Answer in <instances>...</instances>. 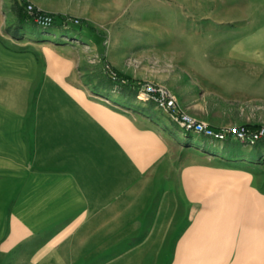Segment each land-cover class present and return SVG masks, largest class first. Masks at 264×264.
Instances as JSON below:
<instances>
[{"label":"crops","instance_id":"crops-1","mask_svg":"<svg viewBox=\"0 0 264 264\" xmlns=\"http://www.w3.org/2000/svg\"><path fill=\"white\" fill-rule=\"evenodd\" d=\"M171 18L231 76L264 68V15ZM2 22L0 3V264H264L263 143L115 109L69 77V45Z\"/></svg>","mask_w":264,"mask_h":264},{"label":"rangeland","instance_id":"rangeland-1","mask_svg":"<svg viewBox=\"0 0 264 264\" xmlns=\"http://www.w3.org/2000/svg\"><path fill=\"white\" fill-rule=\"evenodd\" d=\"M44 2L59 4L65 9L63 15L30 0H25L24 6L26 9L29 4L52 14L56 20L48 28L35 23L19 26L10 9L12 1L1 0L3 30L21 42H25L27 35L48 33L54 35L49 38L50 45H69L67 55L72 54L74 64L68 74L81 90L98 95V99L110 106L114 103L115 109H123L124 104L125 108L129 106L155 116L159 110L154 103L138 97L141 89L152 84L167 88L182 110L212 128L264 127V68L231 76L228 72L235 68L222 54L208 47L207 44L211 45L207 43L208 37L180 33L173 29L171 20L175 15H189L197 21L205 17L229 19L232 22L228 24L235 25L238 22L233 19L250 11L259 17L264 15V0ZM62 20L67 21L66 27L60 23ZM197 21L195 25L203 24ZM111 67L130 77L132 82ZM129 112L133 121L143 119L142 113Z\"/></svg>","mask_w":264,"mask_h":264},{"label":"built area","instance_id":"built-area-1","mask_svg":"<svg viewBox=\"0 0 264 264\" xmlns=\"http://www.w3.org/2000/svg\"><path fill=\"white\" fill-rule=\"evenodd\" d=\"M26 10L33 23L36 25L43 28L54 25L56 19L52 14L40 11L29 4ZM60 23L63 27H66L67 21ZM138 97L152 101L157 108L165 111L169 118L175 121L183 131L194 132L212 140H224L228 136H232L238 141L246 144H264L263 126L256 128H245L244 126L212 128L207 122L198 120L182 110L176 104L175 97L165 87L147 84L141 89Z\"/></svg>","mask_w":264,"mask_h":264},{"label":"trees","instance_id":"trees-1","mask_svg":"<svg viewBox=\"0 0 264 264\" xmlns=\"http://www.w3.org/2000/svg\"><path fill=\"white\" fill-rule=\"evenodd\" d=\"M11 1H12V4H11L10 9L15 14L16 23L19 26L22 24L33 23L29 14L27 13V10L25 9V6H24L25 0H11ZM61 19H63V16H61ZM62 21H64V20H62ZM111 70H113L115 73H117L120 76H125L112 67H111ZM125 77L128 79L129 83L132 82V79L130 77H128V76H125Z\"/></svg>","mask_w":264,"mask_h":264}]
</instances>
